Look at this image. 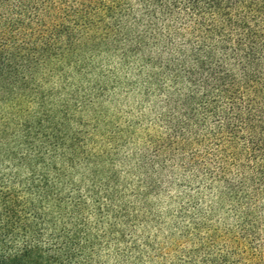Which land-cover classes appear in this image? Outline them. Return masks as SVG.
<instances>
[{"label": "trees", "instance_id": "trees-1", "mask_svg": "<svg viewBox=\"0 0 264 264\" xmlns=\"http://www.w3.org/2000/svg\"><path fill=\"white\" fill-rule=\"evenodd\" d=\"M178 259L264 264V0H0V264Z\"/></svg>", "mask_w": 264, "mask_h": 264}, {"label": "rangeland", "instance_id": "rangeland-1", "mask_svg": "<svg viewBox=\"0 0 264 264\" xmlns=\"http://www.w3.org/2000/svg\"><path fill=\"white\" fill-rule=\"evenodd\" d=\"M124 95L120 94L117 98V101L120 104H114L111 103V105H108V107H105V118L103 117L102 122L103 123H107L110 125V127L112 125H120L119 123H125V119L128 116L129 117V113L131 112L130 108H126L128 106H126L125 104L121 103L120 101L122 100ZM128 103H131L130 100L128 101ZM127 115V116H126ZM152 127V123L150 124ZM150 202L155 204V203H162L161 198L158 200L156 197L152 196L151 198H149ZM156 205V204H155ZM154 234V232L151 230L147 231V234ZM182 259H178L175 260L173 263L174 264H180V261Z\"/></svg>", "mask_w": 264, "mask_h": 264}]
</instances>
